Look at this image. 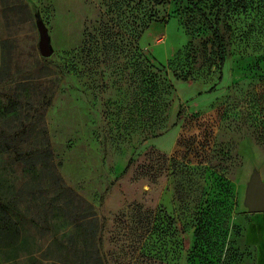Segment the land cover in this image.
Returning <instances> with one entry per match:
<instances>
[{
	"label": "rangeland",
	"instance_id": "1",
	"mask_svg": "<svg viewBox=\"0 0 264 264\" xmlns=\"http://www.w3.org/2000/svg\"><path fill=\"white\" fill-rule=\"evenodd\" d=\"M3 62L0 141L44 127L66 189L23 193L0 264H264V212L245 203L264 182V0H0ZM28 174L0 156V194Z\"/></svg>",
	"mask_w": 264,
	"mask_h": 264
},
{
	"label": "trees",
	"instance_id": "2",
	"mask_svg": "<svg viewBox=\"0 0 264 264\" xmlns=\"http://www.w3.org/2000/svg\"><path fill=\"white\" fill-rule=\"evenodd\" d=\"M153 5L159 6L169 3L171 0H150ZM143 0H139V4H142ZM155 17V14L150 13L147 19H140L137 23V30H139V34L143 29L146 28L147 23ZM208 20V19H207ZM208 24L211 27L212 23L208 20ZM216 34V33H215ZM137 64L140 66V70L145 72L147 66L146 57L143 51L138 47L137 49ZM220 61L223 62L222 57ZM147 65V66H146ZM6 70V65L3 62L0 67V83L4 79ZM147 73V72H146ZM8 75V73H6ZM173 75L176 77H188L189 71H173ZM142 76V75H141ZM149 82L156 84L158 75L157 73L148 74ZM142 82V79H140ZM10 106L6 107V113L9 116V119H13L18 115L17 109L12 107V103ZM42 116V115H41ZM8 118L6 119V122ZM7 125V124H6ZM33 124H26L23 126V131L20 135H30L34 132ZM15 128V130H14ZM18 129V130H16ZM20 128L18 126H6V131L3 133L6 134V140L0 141V156L6 154V160L10 159L14 164H19L22 168L28 172L29 180L23 182L24 189H18L15 191L13 197H8L6 192V198L0 194V250L5 249H17L22 242V231L18 224V222L13 218L10 210H15L16 212L20 211L19 205L21 204V197H23V193L26 194L32 193L36 194L40 190V185L44 182V184L49 189L51 186H55L56 190L54 192L53 199L58 200L63 196L64 190L66 189L63 185L62 178L58 173L56 166L53 163L52 150L50 147V140L48 138L47 132L45 128H41L37 133L41 136L40 140L37 141H27L22 139H14L10 138L12 135L17 134ZM129 164L126 166L128 168ZM8 191V189H7ZM35 198V196H34ZM32 198V200L34 199ZM90 206V205H89ZM90 213V212H89ZM218 212L219 222L221 218H225L226 214H222ZM90 216L93 213L89 214ZM225 223V219L219 224V227ZM223 228L220 229V234L218 235L217 241L214 244L216 251L218 254L221 253V242L223 241V236L225 233ZM199 233V229L196 230V234Z\"/></svg>",
	"mask_w": 264,
	"mask_h": 264
},
{
	"label": "water",
	"instance_id": "3",
	"mask_svg": "<svg viewBox=\"0 0 264 264\" xmlns=\"http://www.w3.org/2000/svg\"><path fill=\"white\" fill-rule=\"evenodd\" d=\"M37 27L39 51L41 55L48 56L52 50L47 28L41 20H38ZM245 203L251 213L264 212V182L257 175H253L248 182Z\"/></svg>",
	"mask_w": 264,
	"mask_h": 264
},
{
	"label": "crops",
	"instance_id": "4",
	"mask_svg": "<svg viewBox=\"0 0 264 264\" xmlns=\"http://www.w3.org/2000/svg\"><path fill=\"white\" fill-rule=\"evenodd\" d=\"M257 264H262V263H260V255H259V253H258V261H257Z\"/></svg>",
	"mask_w": 264,
	"mask_h": 264
}]
</instances>
